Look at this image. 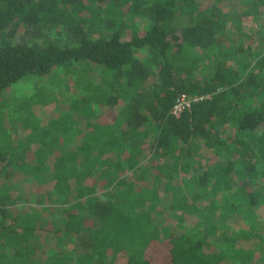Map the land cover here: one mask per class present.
I'll list each match as a JSON object with an SVG mask.
<instances>
[{
    "label": "trees",
    "instance_id": "obj_1",
    "mask_svg": "<svg viewBox=\"0 0 264 264\" xmlns=\"http://www.w3.org/2000/svg\"><path fill=\"white\" fill-rule=\"evenodd\" d=\"M263 223L264 0H0V264H264Z\"/></svg>",
    "mask_w": 264,
    "mask_h": 264
},
{
    "label": "rangeland",
    "instance_id": "obj_2",
    "mask_svg": "<svg viewBox=\"0 0 264 264\" xmlns=\"http://www.w3.org/2000/svg\"><path fill=\"white\" fill-rule=\"evenodd\" d=\"M234 5H231V9H242L243 8V3L236 1V3H232ZM245 4V3H244ZM233 12V10H232ZM234 19H232V22ZM140 27L144 28V26L147 24V20H143L140 21ZM232 30V28H230V31ZM53 34H55V32L52 30L51 31ZM138 55L140 56H144L145 52L142 50L141 52H138ZM58 75H56L55 73L46 75V76H31V77H27L25 79H22L14 84H12L10 86V89H8L7 91L4 92L3 97L4 98V105H3V110L4 113L7 114L6 112H9V115H14L16 116V114H20L18 111L13 112V106L14 103L12 102L13 99L14 101H16V98H20V97H26L29 96L30 94H32L35 91H40L42 90L44 92V95H48V97L46 98L44 96V98L41 100L42 97H39L41 100V103H35L32 106V109L35 110L36 116L37 117H43V118H47V117H51L54 115H57L58 112V107L64 106L65 105V101L63 102H59L62 99L66 100L68 96H70V92H62L61 90V84L59 83V77H66V74H60V71H56ZM72 77V76H71ZM57 78V79H56ZM98 79V78H97ZM41 96H43L41 94ZM13 98V99H12ZM21 101V100H20ZM20 103V102H19ZM18 103V105H19ZM23 105V104H21ZM25 106V105H24ZM7 108V109H6ZM6 110V111H5ZM23 112V111H22ZM8 115V114H7ZM79 122V120H78ZM10 135H12V137H14L17 133H18V129L16 128L15 125L11 126V128L9 129ZM20 134V133H19ZM20 137L22 136V133L19 135ZM200 164V162H199ZM21 176L17 175L14 177V179L12 180V185L14 188H16V190H18V184L20 183L21 180ZM218 219V218H216ZM220 228L221 225L219 224ZM227 227H230V225L228 224ZM224 229H228L226 227H224ZM254 233L256 234V241H254V246H255V251L257 253H259L262 258L260 259L261 261L264 262V223L260 225V228L255 231ZM234 235V234H233ZM212 244L214 246H218L220 245V240L219 239H212L211 240ZM36 243H42V239H39L38 241H36ZM234 262V261H232ZM228 264H231V261H229ZM235 264V262H234Z\"/></svg>",
    "mask_w": 264,
    "mask_h": 264
},
{
    "label": "built area",
    "instance_id": "obj_3",
    "mask_svg": "<svg viewBox=\"0 0 264 264\" xmlns=\"http://www.w3.org/2000/svg\"><path fill=\"white\" fill-rule=\"evenodd\" d=\"M190 98L186 94H181L177 99L172 109V113L179 116L183 109L189 105Z\"/></svg>",
    "mask_w": 264,
    "mask_h": 264
}]
</instances>
